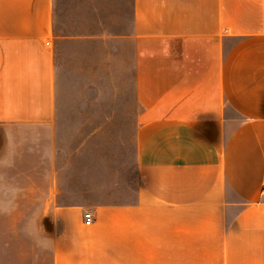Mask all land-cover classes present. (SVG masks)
Wrapping results in <instances>:
<instances>
[{
	"label": "crops",
	"instance_id": "crops-1",
	"mask_svg": "<svg viewBox=\"0 0 264 264\" xmlns=\"http://www.w3.org/2000/svg\"><path fill=\"white\" fill-rule=\"evenodd\" d=\"M0 264H264V0H0Z\"/></svg>",
	"mask_w": 264,
	"mask_h": 264
},
{
	"label": "rangeland",
	"instance_id": "rangeland-1",
	"mask_svg": "<svg viewBox=\"0 0 264 264\" xmlns=\"http://www.w3.org/2000/svg\"><path fill=\"white\" fill-rule=\"evenodd\" d=\"M72 100L71 97L62 98V105H64L65 110L63 111V124L60 131L63 144L64 167L69 168L71 166L72 173H75L81 181H83L82 174L87 173L89 183L92 180L95 183L102 182V180H110L111 183L116 182L119 178V173L129 170L132 165V161L120 160L119 138L114 134L116 131L96 130L98 133L94 136L91 135L94 137V141L84 152L85 157H80L78 160L71 158L73 150L78 145L81 146L82 139L93 131L82 128L79 122L71 118L72 113L67 108H70Z\"/></svg>",
	"mask_w": 264,
	"mask_h": 264
},
{
	"label": "built area",
	"instance_id": "built-area-1",
	"mask_svg": "<svg viewBox=\"0 0 264 264\" xmlns=\"http://www.w3.org/2000/svg\"><path fill=\"white\" fill-rule=\"evenodd\" d=\"M84 217H85V222H86L87 224L92 223L93 220H94V215H93L92 211H86V212L84 213Z\"/></svg>",
	"mask_w": 264,
	"mask_h": 264
}]
</instances>
